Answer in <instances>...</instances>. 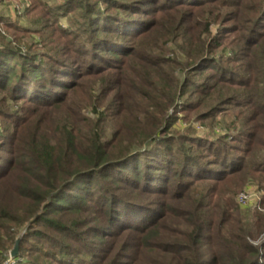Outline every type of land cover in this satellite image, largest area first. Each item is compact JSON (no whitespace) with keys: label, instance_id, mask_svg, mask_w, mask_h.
<instances>
[{"label":"trees","instance_id":"1","mask_svg":"<svg viewBox=\"0 0 264 264\" xmlns=\"http://www.w3.org/2000/svg\"><path fill=\"white\" fill-rule=\"evenodd\" d=\"M52 1L63 48L0 44V264H264V0Z\"/></svg>","mask_w":264,"mask_h":264},{"label":"rangeland","instance_id":"2","mask_svg":"<svg viewBox=\"0 0 264 264\" xmlns=\"http://www.w3.org/2000/svg\"><path fill=\"white\" fill-rule=\"evenodd\" d=\"M43 1H46L49 5H53L54 3L52 0H0V44L8 45L11 48L15 45H21L22 50H25L26 52L27 50H30L35 54L42 51V49L38 46L39 43H42V45L45 46L44 51L49 53L48 55H51L50 51H55L56 47L63 48V45L60 44L61 36L58 31L59 24L67 26L71 20L67 21L65 18H60L55 20L57 23L51 20L49 14L44 13L39 6V3ZM22 28H26L28 30L22 31ZM214 31L215 30H213V32ZM43 61H45V59ZM92 82L94 84L93 80ZM7 95L8 94L3 93V91H0V111L8 110V114H13L15 108L9 109L10 102L6 99ZM78 95L79 94L75 95V99H77L76 96ZM15 105L17 107H21V105L24 106L21 102H16ZM183 115L185 114H178V119L174 125V129L179 130V132H182V130H186L187 128L192 129L193 132L195 131V133L201 137L223 135L225 133L223 128L225 125L224 123H228L229 120H231V116L229 114L223 116L219 115L218 121L220 123L222 120L221 126L211 128L203 127V123L197 121H191L189 124H186L181 120ZM113 120H115V118H113ZM118 120L121 121V118H118ZM7 124V119L0 117V129H2L0 133L1 139L4 141H8V139H10V142H12V134L3 131L5 127H8ZM114 125H110V128H115ZM112 133L113 131L106 132L108 136ZM12 147L13 145L10 143V145L6 146V149L9 151L13 149ZM243 193L247 194V199L241 203L239 201V196ZM236 203L241 207V209L250 212V216H253L254 214L257 216L264 215V183L256 180H249L248 183H246V185L238 192ZM255 232H257V230ZM261 242L262 237L254 240L255 245H258ZM9 257L10 253H8V258ZM8 262H10V264L13 263V261Z\"/></svg>","mask_w":264,"mask_h":264},{"label":"water","instance_id":"3","mask_svg":"<svg viewBox=\"0 0 264 264\" xmlns=\"http://www.w3.org/2000/svg\"><path fill=\"white\" fill-rule=\"evenodd\" d=\"M20 238L16 241L13 250L10 252V258L15 259L19 254Z\"/></svg>","mask_w":264,"mask_h":264},{"label":"built area","instance_id":"4","mask_svg":"<svg viewBox=\"0 0 264 264\" xmlns=\"http://www.w3.org/2000/svg\"><path fill=\"white\" fill-rule=\"evenodd\" d=\"M246 199H247V194H245V193H243V194H241L240 196H239V201L241 202V203H243L244 201H246ZM8 261H13V259H11L10 257L8 258Z\"/></svg>","mask_w":264,"mask_h":264}]
</instances>
